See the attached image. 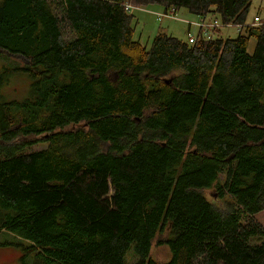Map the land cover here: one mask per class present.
Instances as JSON below:
<instances>
[{"label": "trees", "instance_id": "16d2710c", "mask_svg": "<svg viewBox=\"0 0 264 264\" xmlns=\"http://www.w3.org/2000/svg\"><path fill=\"white\" fill-rule=\"evenodd\" d=\"M252 1L0 0V60L26 61H0V248L22 264H126L133 244L137 264H264V15L249 20ZM150 5L240 34L157 33L147 47L126 8ZM15 77L22 101L4 92Z\"/></svg>", "mask_w": 264, "mask_h": 264}, {"label": "rangeland", "instance_id": "374dc122", "mask_svg": "<svg viewBox=\"0 0 264 264\" xmlns=\"http://www.w3.org/2000/svg\"><path fill=\"white\" fill-rule=\"evenodd\" d=\"M251 4L252 6L248 15L249 20H252L259 14L262 16L264 15V0H253ZM143 8L144 9H136L133 11V20L131 22L134 29V38L136 40H140L141 43L147 47L151 45L152 40L157 35V33H167L180 40L187 41L189 27L188 24L184 21L195 22L198 18L196 15L189 13L187 10L181 9L177 12L178 19L172 20L170 18H161V14L159 16L157 15L158 13H165L164 8L162 7H159L157 5H150ZM192 31L195 30L193 29ZM220 31L222 32V38L224 37L236 39V37H238V35L240 34V27H223ZM255 42V39H251V42H249V53L254 52V49L256 47ZM3 58L4 57H2L1 60ZM2 62H7L8 64L13 65H22L26 63V61L22 57L18 56L3 59ZM1 65L2 64L0 63V66ZM10 80L11 82L7 84V89H5L4 91L9 95L8 100L22 101L30 95V88L25 78L15 77L12 79L10 78ZM45 147L46 144L43 143L35 144L32 147H27L25 153L39 151L44 149ZM208 197L211 200L217 202V205L220 206V203L218 202L220 198H218V195L215 191L209 192ZM254 219L264 227V211L257 213L254 216ZM169 254L170 253L167 248H163L162 254L161 251L159 253L156 248L154 249V256H156L158 259L160 257L163 260H168L170 259ZM19 255L20 252L18 249L0 248V264H22L21 262H19ZM137 262L138 258L136 257L135 245L133 244L127 251L125 263L137 264Z\"/></svg>", "mask_w": 264, "mask_h": 264}, {"label": "built area", "instance_id": "2783aa9c", "mask_svg": "<svg viewBox=\"0 0 264 264\" xmlns=\"http://www.w3.org/2000/svg\"><path fill=\"white\" fill-rule=\"evenodd\" d=\"M126 9L130 13H132L134 10L132 6L130 7L127 6ZM197 17H198L197 21L195 22L184 21L185 23L188 24L189 27L188 40L191 44L197 42V40L200 39V36L207 38L213 37V32H211L212 29L224 27V25L218 21H211L203 16H197ZM161 18H170L172 20H177L178 19L177 12L174 9H172L171 11H166L164 14L161 15ZM228 27H235V26L229 25ZM193 29L195 31H192Z\"/></svg>", "mask_w": 264, "mask_h": 264}, {"label": "water", "instance_id": "95a60500", "mask_svg": "<svg viewBox=\"0 0 264 264\" xmlns=\"http://www.w3.org/2000/svg\"><path fill=\"white\" fill-rule=\"evenodd\" d=\"M170 81H171V79L170 78L169 79L167 78L166 82L169 83Z\"/></svg>", "mask_w": 264, "mask_h": 264}, {"label": "bare ground", "instance_id": "6f19581e", "mask_svg": "<svg viewBox=\"0 0 264 264\" xmlns=\"http://www.w3.org/2000/svg\"><path fill=\"white\" fill-rule=\"evenodd\" d=\"M133 9L135 10V8H133ZM134 10H133V11H134ZM160 14L162 15V13H158L157 15L159 16ZM163 14H164V13H163ZM161 15H160V16H161Z\"/></svg>", "mask_w": 264, "mask_h": 264}, {"label": "flooded vegetation", "instance_id": "af4514ba", "mask_svg": "<svg viewBox=\"0 0 264 264\" xmlns=\"http://www.w3.org/2000/svg\"><path fill=\"white\" fill-rule=\"evenodd\" d=\"M168 78H170V77H168Z\"/></svg>", "mask_w": 264, "mask_h": 264}]
</instances>
